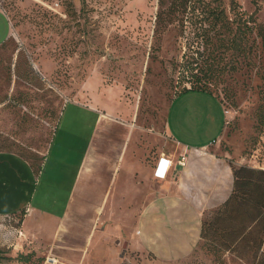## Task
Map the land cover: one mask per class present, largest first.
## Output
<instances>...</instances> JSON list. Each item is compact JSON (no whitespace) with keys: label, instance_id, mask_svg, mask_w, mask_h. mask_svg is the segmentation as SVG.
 <instances>
[{"label":"rangeland","instance_id":"obj_1","mask_svg":"<svg viewBox=\"0 0 264 264\" xmlns=\"http://www.w3.org/2000/svg\"><path fill=\"white\" fill-rule=\"evenodd\" d=\"M179 2L0 0V40L11 31L0 45V150L35 168L42 160L35 209L51 196L60 209L89 145L67 213L44 224L49 236L24 228L25 211L0 216V264H264L256 227L230 248L201 239L172 260L122 246L146 198L92 196L110 188L115 163L120 176L136 158L138 181L155 157L182 165L176 141L188 130L234 166L264 169V0ZM193 82L213 95L178 92Z\"/></svg>","mask_w":264,"mask_h":264},{"label":"crops","instance_id":"obj_2","mask_svg":"<svg viewBox=\"0 0 264 264\" xmlns=\"http://www.w3.org/2000/svg\"><path fill=\"white\" fill-rule=\"evenodd\" d=\"M1 11L6 16L0 6V14ZM10 32L0 40V43L9 37ZM102 117L105 115L99 111L94 122L100 123ZM59 123L60 119L56 125ZM188 131L191 133L186 135L188 139L176 141L178 155L184 156L182 165L176 166L175 160L178 157L174 158L170 154L161 155L171 160L165 176L154 175L158 158L155 157L151 172L148 174L144 166V174H140L138 181L137 166L135 165L136 168L133 166L138 162L134 158L126 165L120 176H118L120 168L116 170L118 165L116 163L111 165L113 170L109 181L110 188L104 191L93 189L92 192L95 198L105 196L112 200H128L140 196L146 198L137 208L134 224L130 227L132 230L127 228L128 236L125 242L131 249L146 252L155 259L163 257L165 260H172L187 257L201 240L199 232L203 217L221 204L231 191L232 171L226 154H216L213 148H210V141L202 143L189 141V138L195 140L193 139L195 130ZM215 138L216 141L219 135ZM88 150L89 145L74 165L69 191L58 210L52 208L56 203L53 196L48 198L47 206L44 205L40 209L33 207L32 196L39 172L35 173L30 163L19 154L0 150V216L11 217L24 210L22 221L24 228L34 235L49 236L50 231L44 224L52 222L55 229L57 223L67 213ZM149 178L156 181L151 190H148Z\"/></svg>","mask_w":264,"mask_h":264},{"label":"trees","instance_id":"obj_3","mask_svg":"<svg viewBox=\"0 0 264 264\" xmlns=\"http://www.w3.org/2000/svg\"><path fill=\"white\" fill-rule=\"evenodd\" d=\"M186 1L180 0L177 6L184 5L186 7ZM5 41L1 42L0 45ZM261 47L262 53H264V35H261ZM15 65L16 63L13 67ZM193 83V86L183 88L178 92L192 89L210 92L202 85L195 86L196 82ZM261 97L264 98V88L261 89ZM260 111L264 113V106H261ZM260 118L262 121L264 114H261ZM229 164L232 171L231 191L221 204L203 217L199 236L209 243L212 242L220 247L230 248L252 231L253 227H256L257 238L254 246L260 249L262 237H264L262 236L264 235V169L247 165L234 166L230 161ZM30 165L35 173L40 171V166L35 168L32 163ZM22 212L24 210L17 214ZM6 217H10V215H6Z\"/></svg>","mask_w":264,"mask_h":264},{"label":"built area","instance_id":"obj_4","mask_svg":"<svg viewBox=\"0 0 264 264\" xmlns=\"http://www.w3.org/2000/svg\"><path fill=\"white\" fill-rule=\"evenodd\" d=\"M177 161L179 163H181L182 162V158L181 157L178 158ZM170 163H171L170 159L165 158L163 156L159 157L157 165L154 168V172H153L154 175L155 176H159V177H163L166 174L167 170L169 169Z\"/></svg>","mask_w":264,"mask_h":264},{"label":"water","instance_id":"obj_5","mask_svg":"<svg viewBox=\"0 0 264 264\" xmlns=\"http://www.w3.org/2000/svg\"><path fill=\"white\" fill-rule=\"evenodd\" d=\"M125 245H126V242L124 241L122 246H125Z\"/></svg>","mask_w":264,"mask_h":264}]
</instances>
